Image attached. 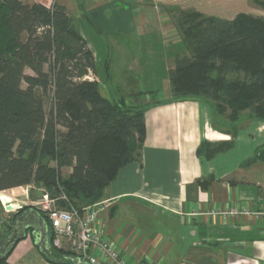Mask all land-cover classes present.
<instances>
[{
	"label": "crops",
	"instance_id": "1",
	"mask_svg": "<svg viewBox=\"0 0 264 264\" xmlns=\"http://www.w3.org/2000/svg\"><path fill=\"white\" fill-rule=\"evenodd\" d=\"M253 1L78 0L75 9L63 6L95 56L104 95L130 102L134 92L171 99L169 61L187 52L171 13L196 11L232 21L252 14ZM246 115L256 143H238L242 137H232L226 119L200 99L149 108L141 157L105 190L109 207L99 215L101 238L129 264H264V215L255 216L264 213V158H256L264 122ZM232 140L229 150L206 155L209 145ZM229 210L250 214H212ZM4 217L2 205L0 221ZM24 217L23 227L35 226L36 233L29 229L0 264H51L42 251L51 255L47 226L44 235L37 215L26 211ZM11 225L12 217L0 237ZM62 250H70L66 241Z\"/></svg>",
	"mask_w": 264,
	"mask_h": 264
},
{
	"label": "trees",
	"instance_id": "2",
	"mask_svg": "<svg viewBox=\"0 0 264 264\" xmlns=\"http://www.w3.org/2000/svg\"><path fill=\"white\" fill-rule=\"evenodd\" d=\"M253 4L264 8V0ZM174 20L187 52L169 61L171 99L134 92L128 102L104 95L93 78L95 56L65 6L0 0V192L42 189L41 195L66 196L69 204L60 199V207L80 211L103 201L119 171L141 157L145 112L156 106L206 101L226 119L232 137L244 112L264 122V17L227 21L180 11ZM232 147L233 140L205 153ZM256 158H264V146ZM30 210L41 214L31 206L18 209L7 234ZM41 216L51 248L43 256L51 264H75L72 251L53 246L52 226Z\"/></svg>",
	"mask_w": 264,
	"mask_h": 264
},
{
	"label": "built area",
	"instance_id": "3",
	"mask_svg": "<svg viewBox=\"0 0 264 264\" xmlns=\"http://www.w3.org/2000/svg\"><path fill=\"white\" fill-rule=\"evenodd\" d=\"M37 1L47 8H52L58 3V0ZM89 79L92 80L90 77ZM60 199L69 204L66 196L62 195L61 198L56 199L47 193H43L40 198L31 201L29 204H13L12 201L5 204L2 202L5 217L0 221V231L10 224L13 213L22 207L31 206L44 214L50 221L54 234L53 246L62 249L63 243L66 241L70 246V251L79 260V264H129L112 243L101 238L97 233V226L100 224V212L109 207L108 201H101L80 211L72 205L60 207ZM8 205L15 207L8 210ZM212 214L227 219L250 214V211L241 214L237 210H229L228 212H212ZM262 215L264 213H255L256 217Z\"/></svg>",
	"mask_w": 264,
	"mask_h": 264
},
{
	"label": "rangeland",
	"instance_id": "4",
	"mask_svg": "<svg viewBox=\"0 0 264 264\" xmlns=\"http://www.w3.org/2000/svg\"><path fill=\"white\" fill-rule=\"evenodd\" d=\"M25 3H35L38 2L37 0H21ZM58 2L62 5L67 6L70 9H75L78 5V0H58ZM252 14L255 17H264V8L261 6H256V5H252ZM173 18L177 17V14L171 13ZM125 69L121 68L118 72L123 73ZM118 74V73H117ZM132 78L136 77V73L132 72ZM94 79H96V77H93ZM102 90L104 91V87L102 86ZM105 93V91H104ZM157 98H159L157 96ZM52 101V96L49 94L46 97V106L47 108L50 106ZM160 101V100H159ZM248 112H245L241 115L239 121H238V133L237 136H241L242 137V142H238V143H256L258 142L257 139L255 137H253V133L251 127H250V118L246 115ZM249 118V119H248ZM254 120V123L258 124L262 121L259 120ZM64 176H67V171L64 172ZM41 195V191L31 188V187H27V188H18L15 190H11L9 192H4L1 193L0 192V208L2 207V202L5 204H8L10 201H12L13 204H20V203H27L29 204L31 201H36L38 198H40ZM8 207H11V209H13L15 206L14 205H8ZM1 239V237H0ZM3 239V238H2ZM1 239V240H2Z\"/></svg>",
	"mask_w": 264,
	"mask_h": 264
},
{
	"label": "water",
	"instance_id": "5",
	"mask_svg": "<svg viewBox=\"0 0 264 264\" xmlns=\"http://www.w3.org/2000/svg\"><path fill=\"white\" fill-rule=\"evenodd\" d=\"M11 207H7L8 210H10ZM31 213L35 214L38 216L39 218V222L40 224L43 226V234L45 235L46 230V224L45 221L42 217H40V215L34 211V210H30ZM25 213H23L22 215H20L14 222L13 227L11 229V231L6 235L5 238H3L0 241V246L3 245L4 243H6V249L3 251H0V262L7 260L9 255L11 254V252L13 251L14 247L16 246L17 243H19V241H21L25 236L26 233L29 229H33V234L36 233V228L35 226L30 225L23 227V222L26 221V218L24 217ZM43 243V240H42ZM42 251L47 254L50 255V252L48 250H46V248H42ZM75 264H79V260L75 259L74 260Z\"/></svg>",
	"mask_w": 264,
	"mask_h": 264
},
{
	"label": "flooded vegetation",
	"instance_id": "6",
	"mask_svg": "<svg viewBox=\"0 0 264 264\" xmlns=\"http://www.w3.org/2000/svg\"><path fill=\"white\" fill-rule=\"evenodd\" d=\"M0 241H1V240H0ZM5 247H6V243H4L3 245L0 246V251L5 250V249H6Z\"/></svg>",
	"mask_w": 264,
	"mask_h": 264
}]
</instances>
